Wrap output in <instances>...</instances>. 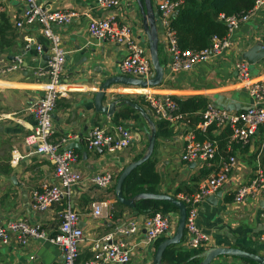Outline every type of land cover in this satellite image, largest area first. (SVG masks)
<instances>
[{
  "label": "crops",
  "instance_id": "crops-1",
  "mask_svg": "<svg viewBox=\"0 0 264 264\" xmlns=\"http://www.w3.org/2000/svg\"><path fill=\"white\" fill-rule=\"evenodd\" d=\"M48 10H73L79 13L70 24L54 27L60 36L62 47L66 52L61 82L64 95L58 98L52 114L53 139L71 137L70 143H77L79 148L73 150L78 158L74 168L84 178L75 186L69 201L77 212L79 225L83 231V240L78 246L76 264H85L93 258V246L101 238L112 234L113 241L122 240L132 247V257L127 264H153L158 241L174 234L178 210L175 208L167 214L171 217L170 232L153 244L145 241V230L140 225L136 233L128 236L116 234L119 226L131 220L140 224L150 213H137L135 210L119 204L115 197L114 186L120 172L131 162L139 159L147 147V125L142 117L128 107L117 108L113 117H106L94 112L92 100L98 86L105 76H124L120 72V63L125 56L122 45L97 41L88 32V17L103 19L114 16L118 22L128 23L132 35L147 48L143 32L142 17L136 0H122L119 8L104 9L96 0H35ZM156 13L158 28V53L160 63L164 66L162 83L157 87L141 89L132 86L114 85L106 93L107 101L115 94L139 104L144 110L146 103L141 94L150 92L174 101L188 98H201L206 104L230 113H240L248 109L252 100L244 84L238 80L235 64L243 60L242 54L253 45L263 43L264 5L246 23L239 25L231 36V47L220 56H210L187 72L172 73L168 67L170 57L165 50V37L162 20L157 12V4L162 0H150ZM143 3V0H140ZM0 64L13 63L16 58L23 61L22 68L0 77V226L8 221L24 219L31 225H40L49 236L57 233L67 202L49 207L44 212H34L30 208L31 195L44 184H55L53 166L44 155L34 154V145H27L26 138L35 127V120L27 108L42 94L45 77H38L35 72L46 69V56L50 54V43L43 36L40 26L33 24L17 28L25 9L21 0H0ZM26 38L34 39L42 46L41 54L24 48ZM244 61V60H243ZM104 70V71H103ZM103 71V72H102ZM105 72V73H104ZM253 82L264 81V58L250 65ZM156 124L157 120L151 116ZM200 112H195L177 122L170 124L169 134L156 137L154 150L150 157L154 161V171L159 182L155 185L157 194H167L176 199L179 195L195 192L219 167L229 155L236 158V167L226 183L213 194L214 205L207 202L200 204L197 225L209 236L204 249H189L185 245L183 234L174 250L194 253L210 247L238 248L264 257V244L260 236L264 233V181L262 192L255 198L236 204L234 191L241 185L250 183L258 174L264 177V141L259 129L246 145L230 140L228 127L209 130L206 135L198 129ZM123 124L132 133L131 145L122 151L113 153L105 149L88 150L85 138L95 126ZM216 144L217 151L211 168L202 161L182 162L181 154L187 138L196 134ZM201 142V141H200ZM22 156L17 163H11L15 153ZM85 153L86 155H83ZM208 171V174H207ZM102 172L113 175V183L107 189H98L86 179ZM206 172V174L204 173ZM147 192V191H144ZM149 193V192H148ZM154 194V193H153ZM106 201L110 207L104 209L101 216H93L92 203ZM32 258V259H31ZM62 258L60 249L42 240H32L22 247L16 242L0 244V264H56ZM188 264H198L201 259ZM162 264H176L162 258ZM210 264H255L236 257L220 256Z\"/></svg>",
  "mask_w": 264,
  "mask_h": 264
},
{
  "label": "built area",
  "instance_id": "built-area-1",
  "mask_svg": "<svg viewBox=\"0 0 264 264\" xmlns=\"http://www.w3.org/2000/svg\"><path fill=\"white\" fill-rule=\"evenodd\" d=\"M25 9L22 18L16 22L17 28L24 25L40 26L43 36L50 43L49 59L46 69L35 72L38 77H45L42 84V94L27 108L35 120L32 133L27 136V145L37 146L34 154L44 155L53 166L55 184H44L40 189L34 190L31 195L30 208L34 212H44L49 207L61 202H67V206L61 215V222L57 233L49 236L40 225H31L24 219L11 220L0 226V244L7 245L16 242L24 247L32 240H42L57 246L62 258L56 264H76L78 246L83 240V231L79 225V217L69 201L73 196L75 186L83 181L82 175L74 168L77 154L73 149L67 148L71 137L53 139L52 114L58 98L64 95L61 82L66 52L62 47L60 36L53 30L54 27H64L70 24L79 13L73 10H48L36 3L35 0H21ZM99 7L104 9H117L122 0H96ZM183 5V0H162L157 4V12L162 20L165 37V50L170 61L168 67L172 73L187 72L199 63L205 62L210 56H220L231 47V36L240 24L250 20L255 12L264 5V0H256L252 9L241 15L229 17L220 16V19L228 26L225 37L211 39L206 49L181 50L176 42L174 33L169 29V22L175 12ZM1 12V9H0ZM89 35L97 41H109L124 46L125 56L120 63V72L127 77L148 80L153 75L148 49L132 35L128 23H121L114 16L103 19H95L87 15ZM24 48L32 46L38 54L42 53V46L36 44L34 39L26 38ZM23 61L16 58L13 63L0 64V77L15 72L22 68ZM238 80L244 84L252 100L251 106L240 113H230L217 108L212 104H206L200 112L198 129L205 133L211 126L215 128L228 127L231 131L230 140L240 145H246L257 130L261 129L264 141V81L253 82L250 76V65L246 61H238L235 64ZM151 90L150 88H146ZM146 103V108L151 116L157 120L166 121L169 124L177 122L183 115L177 113L176 101L169 97H161L157 94L144 93L140 96ZM132 133L123 124H111L107 126H95L85 138L88 150L105 149L109 153L127 149L132 143ZM217 147L213 141H196L190 135L187 138L182 162L202 161L211 168V162L216 156ZM15 152V150H14ZM22 156L16 152L12 155L11 163H17ZM236 158L229 155L223 160L217 170L203 181L198 189L191 194L179 195L180 201L186 207L184 233L185 245L189 249H204L209 243V236L197 225L200 204L206 197L221 188L236 167ZM98 189H107L114 179L110 172L95 174L86 179ZM264 181L263 174H258L250 183L239 186L233 193V201L236 204L253 199L263 190L261 184ZM93 216H101L104 209L110 207L106 201H95L91 205ZM264 217V210L261 213ZM145 230V241L153 244L165 237L171 230V217L163 212H156L146 216L140 224L136 220L128 221L116 229L117 235L128 236L134 234L140 228ZM260 240L264 244V233ZM132 257V247L125 241H113L112 234L101 238L93 246V258L85 264H127ZM32 259V258H31Z\"/></svg>",
  "mask_w": 264,
  "mask_h": 264
},
{
  "label": "water",
  "instance_id": "water-1",
  "mask_svg": "<svg viewBox=\"0 0 264 264\" xmlns=\"http://www.w3.org/2000/svg\"><path fill=\"white\" fill-rule=\"evenodd\" d=\"M136 2L142 17V27L143 32L146 36V44L151 66L153 69V75L150 76L148 80L119 75L110 77L104 75L105 80L101 82V84L98 86L97 92L94 93L92 105L96 114L104 115L109 118L114 116L115 112L117 111V108H131L142 117V119L147 125L148 132L146 150L139 159L131 162L123 168V170L120 172L116 179L114 192L117 202L131 209L135 207L138 201L152 200L157 202L169 203L178 210V219L174 234L168 238H165L157 245L155 254L153 256V264H162V258L165 250L170 246H178L181 242L185 228L186 207L181 201L167 194H153L148 192H142L129 198L124 197L122 188L125 179L131 174L132 171H134L144 162L148 161L152 156L156 141V126L155 123L151 120L150 111L144 110L139 104L135 103L133 99H127L123 95L115 94L114 96L109 98V102L107 104H104L107 101L106 93L111 86L122 85L132 86L141 89L152 88L159 86L162 83L164 77V66L160 63L158 53L159 39L156 13L153 10V5L150 0H143V3H141L140 0H136ZM177 13L178 12H175L173 17H175ZM213 17L214 19L216 18L215 16ZM242 58L249 65H254L258 63L261 59L264 58V47L262 43L259 42L253 45L248 51L242 54ZM45 59L48 61L49 56H46ZM36 147L37 146H34V149H36ZM67 148L80 149V146H78L77 143H70ZM83 155L86 154L83 153ZM214 197L215 194L210 196L207 202L209 204L214 205ZM204 232L209 233V231L206 230ZM220 256L236 257L255 264H264L263 256L232 247H210L191 257L190 261L201 259L198 264H210L213 260Z\"/></svg>",
  "mask_w": 264,
  "mask_h": 264
},
{
  "label": "trees",
  "instance_id": "trees-1",
  "mask_svg": "<svg viewBox=\"0 0 264 264\" xmlns=\"http://www.w3.org/2000/svg\"><path fill=\"white\" fill-rule=\"evenodd\" d=\"M256 0H183V5L177 15L169 22V29L174 33L178 47L181 50L200 51L209 47L213 37L223 38L228 32V26L220 19V16L229 17L241 15L253 8ZM215 16L216 18L214 19ZM264 43V29H263ZM177 113L189 116L195 112H202L205 109V100L201 98H188L176 101ZM117 124V123H116ZM156 137L169 134L170 124L166 121H159L155 124ZM213 126L209 127L206 135ZM196 139L203 141V137L196 134ZM206 174V172H204ZM208 174V171H207ZM159 182L158 175L154 171V161L151 158L137 167L125 179L122 192L125 198L147 191L156 193L155 185ZM175 209L169 203L152 200L138 201L133 208L137 213H168ZM161 242V241H160ZM159 244V241L157 242ZM198 254V253H197ZM194 253L184 250H174L173 246L168 247L163 258L176 264L192 263L190 258ZM196 261V260H194ZM193 261V262H194Z\"/></svg>",
  "mask_w": 264,
  "mask_h": 264
},
{
  "label": "bare ground",
  "instance_id": "bare-ground-1",
  "mask_svg": "<svg viewBox=\"0 0 264 264\" xmlns=\"http://www.w3.org/2000/svg\"><path fill=\"white\" fill-rule=\"evenodd\" d=\"M139 89V88H138ZM144 90V89H143ZM150 93V92H149Z\"/></svg>",
  "mask_w": 264,
  "mask_h": 264
},
{
  "label": "rangeland",
  "instance_id": "rangeland-1",
  "mask_svg": "<svg viewBox=\"0 0 264 264\" xmlns=\"http://www.w3.org/2000/svg\"><path fill=\"white\" fill-rule=\"evenodd\" d=\"M147 128V127H146ZM148 129V128H147Z\"/></svg>",
  "mask_w": 264,
  "mask_h": 264
}]
</instances>
